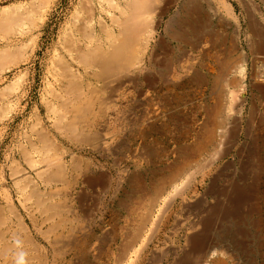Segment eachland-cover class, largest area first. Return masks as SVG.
Masks as SVG:
<instances>
[{"label":"rangeland","instance_id":"1","mask_svg":"<svg viewBox=\"0 0 264 264\" xmlns=\"http://www.w3.org/2000/svg\"><path fill=\"white\" fill-rule=\"evenodd\" d=\"M194 2L201 11L189 16L186 0H157L152 27L143 25V73L131 79L99 76L79 58L98 46L113 51L126 0H0V264L30 255L47 264H212L223 255L208 247L223 241L235 244L238 264H264V0ZM197 21H208V40L192 48L182 38ZM238 55L245 66L224 74ZM112 78L117 84L108 86ZM73 85L110 101L111 116L124 112L110 124L107 148L92 144L102 121L89 133L68 130ZM218 107L223 119L207 145ZM47 149L62 156L64 178H40L29 165ZM191 155V166L150 206ZM17 173L25 176L16 180Z\"/></svg>","mask_w":264,"mask_h":264},{"label":"bare ground","instance_id":"2","mask_svg":"<svg viewBox=\"0 0 264 264\" xmlns=\"http://www.w3.org/2000/svg\"><path fill=\"white\" fill-rule=\"evenodd\" d=\"M107 1V0H106ZM187 1V3L189 2V4H188V8H187V12H188V15L189 16H192L194 13H196L197 11H198V13H200V11H201V8L197 5V3L196 2H194L195 0H186ZM114 5V4H113ZM116 5H117V3H116ZM160 7V6H159ZM158 6H157V0H126V3H125V6H124V8H122V11H120V12H122V14H123V20L122 21H120V23L118 22L117 24H119V30H118V33H117V35L115 36V34H113L112 36L114 37V39L112 40V44H113V48H110V49H113V51H106L102 46L100 47V46H98V47H95V48H92V49H90V50H85L84 52H82V54H80V61L85 65V66H87V67H89V68H92L93 66H96V68L97 69H99L100 70V72H99V76H104V75H113V77L114 76H116L117 77V74H120V73H123L124 75H125V78H130L131 77V79H132V77L133 76H136L137 74L138 75H141L142 73H143V69H142V66H143V64L145 63V54H143V52H144V50L142 49V48H147L146 46H147V44H148V42H149V37L147 38L146 36H147V34H145L144 33V29H143V25H145L144 24V22H150V25H151V20H149V16H151V15H154L155 13H157V9L159 8ZM116 8V7H115ZM121 8V7H120ZM185 9H186V7H185ZM118 10H119V8H118ZM232 10V9H231ZM230 10V11H231ZM158 11H160V9L158 10ZM206 13V12H205ZM160 14V13H159ZM228 14H230V13H228ZM227 14V15H228ZM116 15V14H115ZM206 15V14H205ZM177 16V15H176ZM211 16V15H210ZM233 16V15H232ZM231 16V17H232ZM207 17V16H206ZM213 17V16H212ZM146 19H147V21H146ZM151 19V18H150ZM212 19V18H211ZM205 20V19H204ZM198 22V21H197ZM207 22L208 21H206V22H204V23H202V22H198V23H200L199 25H196L195 27H193V32L191 33V36L189 37V36H187L186 38H185V36H184V38H182L181 36H179V37H181L182 38V40H183V42L186 44V45H188V46H191L192 48H200V47H198L199 45H201V44H203L204 42H206L208 39H207V37L208 36H205L204 34H203V31L205 30V28L204 27H206L205 25L207 24ZM228 22V21H227ZM153 23V22H152ZM169 25V24H168ZM150 28L152 27V25L151 26H149ZM115 28V27H114ZM144 30V31H143ZM147 31V30H146ZM185 31V30H184ZM148 32V31H147ZM258 32V31H257ZM206 33H207V31H206ZM209 33V32H208ZM255 33V32H254ZM221 34V33H220ZM259 34V33H258ZM110 35V34H109ZM141 35H142V37H141ZM149 35V34H148ZM154 35V34H153ZM234 35V34H233ZM262 35V34H261ZM112 36H110V37H112ZM237 36V35H236ZM109 37V38H110ZM216 37V36H215ZM90 38H91V36H90ZM108 38V37H107ZM108 38V39H109ZM88 40V39H87ZM217 39H215V41H216ZM109 41V40H108ZM181 41V40H180ZM85 42V41H84ZM91 42H93V41H91ZM96 42V41H95ZM79 43V42H78ZM86 43V42H85ZM247 43H249V42H247ZM164 44V43H163ZM231 44V43H230ZM91 45H92V43H91ZM98 45V44H97ZM111 45V44H110ZM109 45V46H110ZM153 45V44H152ZM87 46V45H86ZM112 46V45H111ZM205 47V46H204ZM72 48V47H71ZM108 48V47H107ZM179 48V47H178ZM183 48V47H182ZM109 49V48H108ZM141 49L143 50V51H141ZM77 50V49H76ZM76 50H73V51H76ZM81 50H82V48H81ZM146 50V49H145ZM186 50V49H185ZM184 50V51H185ZM224 50V49H223ZM211 51V50H210ZM68 52H69V50H68ZM202 52V51H201ZM230 52V51H229ZM182 53V52H181ZM189 52H187V54H188ZM69 54H70V52H69ZM154 54V53H153ZM191 54V53H190ZM189 54V55H190ZM219 54H221V53H219ZM186 55V54H185ZM206 55H208V53L206 54ZM248 55V54H247ZM246 55V56H247ZM217 56V55H216ZM215 56V57H216ZM219 56V55H218ZM76 57H77V55H76ZM148 57V56H147ZM177 57V56H176ZM185 57V56H184ZM214 57V58H215ZM183 58V57H182ZM156 59V58H155ZM246 58H245V56H243V55H238V56H236V58L233 60V62L232 63H230L229 61L227 62V64L225 63V70L223 71L224 72V74H227V73H229L228 71H230V69L235 65V66H242L243 65V67L245 66V62H246V60H245ZM147 60V59H146ZM156 61V60H155ZM65 62V61H64ZM79 63V62H78ZM204 63V62H203ZM207 63V62H206ZM60 64V63H59ZM71 64V63H70ZM217 64V63H216ZM63 65V64H62ZM212 65V64H211ZM145 66V65H144ZM167 66V65H166ZM159 67V66H158ZM56 68V67H55ZM66 68V67H65ZM84 68V67H83ZM170 68V67H169ZM172 68V67H171ZM63 71L65 70V69H63V68H61ZM93 69V68H92ZM173 69V68H172ZM243 69V68H242ZM69 70V69H68ZM84 70H86V68L84 69ZM96 70V69H95ZM94 70V71H95ZM99 70H97V71H99ZM169 70V69H168ZM56 71V70H55ZM60 71V70H59ZM70 71H71V69H70ZM74 71V70H73ZM87 71L88 70H86V73H87ZM233 71V70H232ZM62 72V71H61ZM75 72V71H74ZM78 72V71H77ZM96 72V71H95ZM147 72V71H146ZM69 73V72H68ZM67 73V74H68ZM92 73V72H91ZM90 73V74H91ZM94 73V72H93ZM60 74V73H59ZM63 74V73H62ZM85 74V73H84ZM161 74V73H160ZM163 74V73H162ZM64 75V74H63ZM71 75H73V74H71ZM77 75V74H76ZM96 76L98 75L97 73L95 74ZM253 75V74H252ZM65 76H66V74H65ZM65 76H62V77H65ZM179 76V75H178ZM177 76V77H178ZM222 76V75H221ZM220 76V77H221ZM56 77V76H55ZM109 77V76H108ZM116 77H114V78H116ZM147 77V76H146ZM243 77V78H242ZM245 77H246V75H245ZM258 77V76H257ZM256 77V78H257ZM98 78H102V77H98ZM114 78H112L111 80H109L108 82H107V84H108V86H115L116 84H117V80L118 79H114ZM236 78V77H235ZM241 78L242 79H240L239 80V82L238 83H243L244 84V80H245V78H244V75L242 76L241 75ZM54 79V78H53ZM69 79V78H68ZM109 79H110V77H109ZM123 80L122 81H124V80H126V79H124V76H123V78H122ZM134 79V78H133ZM216 79V78H215ZM220 79V78H219ZM219 79H217L218 80V82H219ZM226 79V78H225ZM108 80V79H107ZM171 80V79H170ZM221 80H222V78H221ZM231 80H233V79H231ZM61 81V80H60ZM66 81H68V82H70L69 80H66ZM104 81V80H103ZM130 81V80H129ZM146 81V80H145ZM65 82V81H64ZM67 82V83H68ZM217 82V81H216ZM236 82V81H235ZM71 83V82H70ZM78 83V82H77ZM77 83H75V84H77ZM83 83V82H82ZM100 83V82H99ZM128 83V82H127ZM127 83H124V82H121V85H126ZM136 83V82H135ZM233 83V82H232ZM63 84V83H62ZM132 84V83H131ZM154 84V83H153ZM83 85V84H82ZM87 85V84H86ZM156 85V84H155ZM154 85V86H155ZM218 85V84H217ZM232 85V84H231ZM92 86V85H91ZM118 86V85H117ZM120 86V85H119ZM162 86H163V84H162ZM63 87V86H62ZM69 86H67L66 88H68ZM72 87V88H71ZM81 87V86H80ZM77 88V86L75 87V85H73V86H70V88H71V91H72V99L71 98H69V100H68V102L70 101V104H69V109H68V112L67 113H70L71 114V116L73 117H71L72 119L70 120V122H69V124H68V130H71L72 131V133H73V135H77L80 131H82L81 133H84V132H87V133H89L90 131H92V130H95V127H97V125L99 124L98 122H100V121H102V123H100V125L101 126H103V127H105V128H103L102 130L104 131V133L103 134H101V136L99 135V137H98V139H96V141L94 142V143H92L93 144V146L94 147H106V146H108V144H109V142H110V140H111V138H113L114 137V134H112L113 132L110 130V127H111V125L113 124V125H116L115 123H112L113 122V120L115 119V118H117L118 117V115L119 114H123V113H114L115 114V116L113 117V116H111V114H109V111H110V109H112V108H110V107H112L111 106V102L109 101H107V102H105V100H101L100 98H98V96H96V95H94V96H90V95H93L94 93L92 92V94H87L82 88ZM206 87V86H205ZM222 87H224V86H222ZM102 88V87H101ZM115 88V87H114ZM242 88L243 89H245V85L243 86L242 85ZM89 89V88H88ZM160 89V88H159ZM243 89H241V90H243ZM69 90V89H68ZM150 90V89H149ZM173 90V89H172ZM142 91V90H141ZM157 91V90H156ZM222 91V90H221ZM234 92H236V90L234 91ZM241 93L243 92V91H240ZM54 93V92H53ZM66 93H68V92H66ZM91 93V92H90ZM58 94V93H57ZM143 94V93H142ZM141 95V94H140ZM146 94H144V96H145ZM55 96H56V94H55ZM217 96V95H216ZM220 96V95H219ZM119 97V96H118ZM121 97V96H120ZM143 97V96H142ZM160 97H162V96H160ZM54 98V97H53ZM57 98H59V97H57ZM61 99V98H60ZM71 99V100H70ZM111 99V98H110ZM124 99V98H123ZM65 100H67V99H65ZM64 100V101H65ZM145 100V99H144ZM172 100V99H171ZM63 101V102H64ZM114 101V100H113ZM116 101V100H115ZM166 101V100H165ZM171 102V101H170ZM179 102V101H178ZM66 103V102H65ZM64 103V104H65ZM68 103H66V105H67ZM100 105V107H99V110H98V108L96 109V106L97 105ZM115 104V103H114ZM117 104V103H116ZM119 104V103H118ZM142 104V103H141ZM63 105V104H62ZM139 105V104H138ZM143 105V104H142ZM150 105V104H149ZM218 105V104H217ZM68 106V105H67ZM49 107V106H48ZM116 106L114 105V109H116L115 108ZM117 107H118V105H117ZM148 107V106H147ZM219 107H220V105H219ZM218 107V109H216L213 113H212V115H213V118L212 119H214L215 120V125L214 126H212V127H208V130H207V134H206V136H205V138L204 139H206L207 140V142L206 143H208L207 145H209V143L211 142V143H213L216 139H217V129L219 128V122L221 121L220 119H223V118H221V109ZM61 108V107H60ZM223 108V107H222ZM57 108H55L54 109V111L56 110ZM66 109V108H65ZM146 109V108H145ZM58 110H61V109H58ZM157 110V109H156ZM159 110V109H158ZM63 111H64V109H63ZM114 111V110H113ZM119 111V110H118ZM56 112V111H55ZM62 112V111H61ZM61 112H56V114H58L59 113V115H58V117H61ZM66 112V111H65ZM64 112V113H65ZM209 112H211V111H209ZM208 112V113H209ZM63 113V114H64ZM67 113H65V114H67ZM151 114V113H150ZM63 116V115H62ZM125 116H126V114H125ZM211 116V115H210ZM134 117V116H133ZM63 118V117H62ZM65 118V117H64ZM119 118H121V117H119ZM125 118H127V117H125ZM129 118V117H128ZM135 118V117H134ZM151 118V117H150ZM60 119V118H59ZM145 119V118H144ZM62 120H64V119H61V121ZM117 120V119H116ZM147 120V119H146ZM54 121H55V119H54ZM66 120H64V122H65ZM124 121H126V120H124ZM67 122V121H66ZM121 122V121H120ZM127 122V121H126ZM124 123V122H123ZM56 124V123H55ZM58 124V123H57ZM111 124V125H110ZM132 124V123H131ZM187 124V123H186ZM190 124V123H189ZM192 124V123H191ZM59 127H60V125H58ZM133 126V125H132ZM188 126V125H187ZM222 126V125H221ZM226 127V126H225ZM60 128H62V127H60ZM101 128L102 127H100V130H101ZM129 128V127H128ZM228 128V127H227ZM99 129V128H98ZM192 129V128H191ZM65 130V129H64ZM130 130V129H129ZM186 130V129H185ZM228 130V129H227ZM227 130H226V132H227ZM61 131V130H60ZM125 131V130H124ZM230 131V130H229ZM70 132V131H69ZM76 132V133H75ZM78 132V133H77ZM102 132V131H101ZM100 132V133H101ZM67 133V132H66ZM116 134V133H115ZM227 135V134H226ZM79 136V135H78ZM87 136H88V134H87ZM220 136V135H219ZM41 137V136H40ZM80 137V136H79ZM94 137H96V136H94ZM224 137V136H223ZM84 138V137H83ZM89 138V137H88ZM220 138V137H219ZM226 138V137H225ZM43 139V138H42ZM224 139V138H223ZM86 140V139H85ZM221 140V139H220ZM80 141V140H79ZM112 142V141H111ZM118 142V141H117ZM225 142H226V140H225ZM44 143V142H43ZM84 143V142H83ZM205 143V142H204ZM210 143V144H211ZM220 143V142H219ZM235 143V142H234ZM40 144V143H39ZM87 144V143H86ZM202 144V143H201ZM47 146L48 144H44V146ZM49 145H50V143H49ZM201 147V146H200ZM221 147V146H220ZM41 148V147H40ZM53 148V147H52ZM107 148V147H106ZM125 148V147H124ZM217 148V147H216ZM197 149H199V148H197ZM214 149V148H213ZM221 149V148H220ZM220 149H218L219 151H220ZM37 150V149H36ZM42 150V149H41ZM48 150V149H47ZM59 150V149H58ZM110 150V149H109ZM108 150V151H109ZM127 150V149H126ZM189 150V149H188ZM203 150H204V148H203ZM210 150V149H209ZM216 150V149H215ZM49 151H51L50 149L48 150V151H44V155L43 154H40V152H39V154L40 155H43V159H41L40 161V163H34L33 161L32 162H30V166H31V168H32V170H34V171H36L37 172V174H40L39 176H40V178L43 176V175H45L46 174V176H47V173H51L49 176H53L54 178H58V179H62V178H64L65 177V171H64V166L65 165H63V162H62V156H60L59 154H56V153H51V152H49ZM56 151H57V149H56ZM60 151V150H59ZM58 151V152H59ZM130 151V150H129ZM194 151V150H193ZM200 151H202V150H200ZM218 151V152H219ZM62 152H64V151H62ZM120 152V151H119ZM185 153H187V151H184ZM116 153V152H115ZM64 154V153H63ZM74 156V155H73ZM107 156V155H106ZM127 156V155H126ZM27 157H28V155H27ZM76 157V156H75ZM80 157V156H79ZM195 158V157H194ZM194 158H193V156L191 155V157L189 156V158H188V156H187V159L185 158V160H184V163H185V165L183 166V168H181L180 167V169H178L179 171H177V172H175L169 179H167L164 183L162 182V181H160V182H162L163 184L160 186V188L158 189L157 188V193H156V195L153 197V198H151L152 199V205L150 204V206H153L154 204H155V202H156V200H157V196H160L164 191H166V189H168V187L170 186V185H172L174 182H176L177 180H178V178L180 179V176L183 174V172L184 171H186L187 170V168H189L190 166H191V164H192V162L194 161ZM28 159V158H27ZM191 159H193V160H191ZM29 160V159H28ZM88 161V160H87ZM196 161V160H195ZM37 162H39V161H37ZM29 163V162H28ZM27 163V164H28ZM32 163V164H31ZM200 163V162H199ZM26 164V165H27ZM132 165V164H131ZM199 165V164H198ZM96 167V166H95ZM20 169V168H19ZM25 171V170H24ZM189 171V170H188ZM94 172V171H93ZM171 172V171H170ZM173 172V171H172ZM100 174V173H99ZM204 174V173H203ZM25 175H24V173H17L16 175H15V179L16 180H20V179H22L23 177H24ZM38 176V177H39ZM45 176V177H46ZM97 176V175H96ZM48 178V177H47ZM39 179V178H38ZM86 179V178H85ZM99 179V178H98ZM43 180V179H42ZM52 180V179H51ZM55 180V179H54ZM54 180H52V181H54ZM203 180V179H202ZM32 181V180H31ZM44 181V180H43ZM45 181H46V179H45ZM62 181V180H61ZM69 181V180H68ZM130 181V180H129ZM76 182V181H75ZM65 183V182H64ZM198 183V182H197ZM202 183V182H201ZM25 184V183H24ZM62 184V183H61ZM73 184V183H72ZM71 184V185H72ZM160 184V183H159ZM28 185V184H27ZM48 186V185H47ZM22 187V186H21ZM51 187V186H50ZM59 187V186H58ZM70 187V186H69ZM178 187V186H177ZM33 188V187H32ZM44 188V187H43ZM73 188V187H72ZM21 189H23V188H21ZM179 189V188H178ZM27 190V189H26ZM30 190V189H29ZM49 190V189H48ZM177 190V189H176ZM175 190V191H176ZM33 191V190H32ZM55 190H53L52 191V193L54 192ZM179 191V190H178ZM25 192V191H24ZM30 192H31V190H30ZM60 192V191H59ZM67 192V191H66ZM51 193V192H50ZM51 193V194H52ZM176 193V192H175ZM179 193V192H178ZM178 193H176V194H178ZM183 193V192H182ZM55 194V193H54ZM58 194V193H57ZM56 194V195H57ZM53 197V196H52ZM40 198V197H39ZM35 199V198H34ZM163 199V198H162ZM31 201V200H30ZM69 201V200H68ZM170 201H173V200H170ZM46 202V201H45ZM186 202V201H185ZM178 203V202H177ZM24 204V203H23ZM38 204H40V202L39 203H36V205H38ZM52 204V203H51ZM149 204V203H148ZM35 205V206H36ZM63 205V204H62ZM191 205H192V203H191ZM202 205V204H201ZM24 206V205H23ZM47 206H51V205H47ZM58 206V205H57ZM37 208L39 207V206H36ZM44 207V206H43ZM165 207V206H164ZM55 208H56V206H55ZM129 208V207H128ZM166 208V207H165ZM165 208H164V210H165ZM43 209V208H42ZM45 209V208H44ZM44 209L42 210V211H44ZM59 209V207L57 208V210ZM163 209V208H162ZM30 210H31V208H30ZM69 210V209H68ZM50 210H48V212H49ZM53 211H54V209H53ZM146 211V210H145ZM34 212V211H33ZM35 212H36V210H35ZM34 212V213H35ZM56 212V211H55ZM59 212V211H58ZM29 213H31V212H29ZM40 213H41V211H40ZM43 213L44 212H42L41 214L43 215ZM46 213V212H45ZM149 214V213H148ZM163 214V213H162ZM32 215V214H31ZM58 215V214H57ZM52 216H54V215H52ZM146 216H147V214H146ZM48 217V216H47ZM50 217H51V215H50ZM169 217V216H168ZM28 218H30V217H28ZM145 218V217H144ZM55 219V218H54ZM49 220V219H48ZM47 220V221H48ZM73 220V219H72ZM148 220V219H147ZM45 222H46V220H44ZM156 221H158V220H156ZM14 222V221H13ZM82 222V221H81ZM147 222V221H146ZM193 222V221H192ZM198 222H200V221H198ZM31 223H32V221H31ZM41 223V222H40ZM84 223V222H83ZM34 224V223H33ZM85 224H86V222H85ZM141 224V223H140ZM156 224V223H155ZM20 225V224H19ZM43 225V224H42ZM41 225V226H42ZM55 225H57V223H55ZM84 225V224H83ZM66 226V225H65ZM75 226H76V224H75ZM193 226V225H192ZM50 227V226H49ZM59 227V226H58ZM63 227L64 226H62V229H63ZM144 227V225L142 224V227L139 229V235L141 234V232L143 231V228ZM197 227V226H196ZM22 228V227H21ZM38 228H40V227H38ZM53 228V227H52ZM14 229V228H13ZM5 230V229H4ZM47 230V229H46ZM49 230V229H48ZM51 230V229H50ZM49 230V231H50ZM55 230H56V228H55ZM54 230V231H55ZM151 230H152V227H151ZM183 230V229H182ZM21 231H22V229H21ZM53 231V230H52ZM57 231V230H56ZM76 231V230H75ZM153 231H154V229H153ZM156 231H157V229H156ZM181 231V230H180ZM190 231V230H189ZM195 231H197V230H195ZM26 232V231H25ZM43 232V231H42ZM71 232V231H70ZM89 232H90V230H89ZM9 233V232H8ZM44 233V232H43ZM47 233V232H46ZM48 233H50V232H48ZM47 233V234H48ZM62 233V232H61ZM60 233V234H61ZM72 233V232H71ZM200 233V232H199ZM83 234H84V232H83ZM91 234V233H90ZM137 234V233H136ZM149 234V233H148ZM157 234V233H156ZM63 235V234H62ZM92 235V234H91ZM139 235H137V236H135L134 238H133V240H132V244H130L129 246H128V248L129 247H132L133 245H134V243H135V241H137L139 238H138V236ZM185 235V234H184ZM16 236V235H15ZM14 236V237H15ZM26 236V235H25ZM47 236V235H46ZM68 236V235H67ZM66 236V237H67ZM141 236V235H140ZM12 237H13V235H12ZM31 237V236H30ZM29 237V238H30ZM56 236L54 235V238H55ZM71 237V236H70ZM92 237V236H91ZM148 238H151L149 235L147 236ZM154 237V236H153ZM22 238V237H21ZM57 238H58V236H57ZM68 238V237H67ZM66 238V239H67ZM189 238V237H188ZM191 238V237H190ZM25 239V238H24ZM23 239V240H24ZM46 239V238H45ZM90 239V238H89ZM115 239V238H114ZM179 239V238H178ZM186 239V238H185ZM69 240V239H68ZM82 240V239H81ZM208 240V239H207ZM212 240V239H211ZM55 242H54V244L56 243V240H54ZM85 241V240H84ZM147 241H148V239H147ZM150 241V240H149ZM27 242V241H26ZM32 243H33V241H31ZM64 242V241H63ZM69 242V241H68ZM145 242V241H144ZM152 242V241H151ZM187 242V241H186ZM58 243V242H57ZM76 243V242H75ZM87 243V242H86ZM147 243V242H146ZM245 243V242H244ZM29 244V243H28ZM50 244V243H49ZM65 245V244H64ZM87 245V244H86ZM234 245L235 244H233L231 241H223L222 243L221 242H213V244H210V246L208 247V251L210 252V251H212L214 254L215 253H217V254H220V255H223L222 257L220 256L219 258H217V259H215L214 261H213V263L212 264H230V263H234V264H238V262H236V259H237V255H236V253H235V251H236V248H234ZM237 245V244H236ZM21 246V245H20ZM32 246V245H31ZM51 246V245H50ZM53 246V245H52ZM58 246V245H57ZM73 246V245H72ZM79 246V245H78ZM85 246V245H84ZM144 246H146V245H144ZM143 246V247H144ZM243 246V245H242ZM10 247V249H11V247L12 246H8V248ZM16 247V246H15ZM59 247V246H58ZM62 247V246H61ZM177 247V246H176ZM64 248H66V246L64 247ZM124 248V247H123ZM13 249H16V248H14V246H13ZM18 249V248H17ZM16 249V250H17ZM63 249V248H62ZM77 249H79V248H77ZM89 249L91 250V249H93L92 247L90 248L89 247ZM126 249V248H125ZM140 249V248H139ZM157 249V248H156ZM168 249V248H167ZM186 249V248H185ZM199 249V248H198ZM6 250V249H5ZM34 249H32V251H33ZM70 250V249H69ZM75 250H76V248H75ZM81 250V249H80ZM79 250V251H80ZM28 251V250H27ZM60 251V250H59ZM58 251V252H59ZM89 251V250H88ZM123 251V250H122ZM4 252V251H3ZM53 252H54V250H53ZM75 252V251H74ZM156 252V251H155ZM211 252V253H212ZM9 253V252H8ZM7 253V254H8ZM18 253H20V250H19V252H17V254ZM22 253V252H21ZM28 253V252H27ZM56 253V252H55ZM154 253V252H153ZM3 254V253H2ZM1 254V255H2ZM59 254H62V252H60ZM187 254V253H186ZM5 255V254H4ZM16 255V254H15ZM22 256H23V254H21ZM27 255V254H26ZM29 255V254H28ZM134 255V254H133ZM164 255V254H163ZM191 255V254H190ZM17 256V255H16ZM45 256V255H44ZM63 256V255H62ZM138 256H140L139 254H138ZM200 256V255H199ZM4 257V256H3ZM7 257V256H6ZM30 257H33V258H27V260H25V261H22L21 263L20 262H18V261H16V262H18L19 264H22L23 262V264H34L33 262H34V260H32V259H34L35 258V261L37 260L38 261V258L39 259H41V258H43V257H34L33 255L31 256L30 255ZM96 257V256H95ZM121 257V256H120ZM129 257V256H128ZM163 257V256H162ZM188 257V256H187ZM190 257V256H189ZM211 257V256H210ZM12 258V257H11ZM14 258V257H13ZM76 258V257H75ZM84 258V257H83ZM150 258V257H149ZM164 258V257H163ZM196 258V257H195ZM16 259V258H15ZM18 259V258H17ZM47 258L45 257V261H44V259H41L40 260V263L39 264H47V260H46ZM159 259H160V257H159ZM182 259V258H181ZM196 259H198V258H196ZM55 260V259H54ZM60 260V259H59ZM123 260V259H122ZM185 260V259H184ZM207 260V259H206ZM4 261H6L5 259H4ZM9 261V260H8ZM20 261V260H19ZM153 261V260H152ZM199 261V260H198ZM71 262V261H70ZM75 262V261H74ZM151 262V261H150ZM173 262V261H172ZM185 262V261H184ZM239 262H240V260H239ZM12 263V262H11ZM54 263V262H53ZM156 263V262H155ZM9 264V263H8ZM13 264H16V263H13ZM52 264V263H51ZM149 264V263H148ZM175 264H176V262H175Z\"/></svg>","mask_w":264,"mask_h":264}]
</instances>
